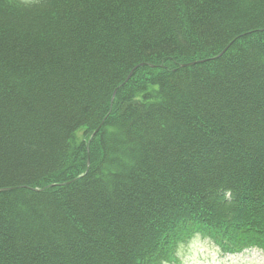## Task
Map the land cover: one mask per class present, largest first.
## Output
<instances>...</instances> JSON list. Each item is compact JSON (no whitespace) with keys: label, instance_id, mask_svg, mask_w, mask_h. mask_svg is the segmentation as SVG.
<instances>
[{"label":"trees","instance_id":"1","mask_svg":"<svg viewBox=\"0 0 264 264\" xmlns=\"http://www.w3.org/2000/svg\"><path fill=\"white\" fill-rule=\"evenodd\" d=\"M197 239L264 253V0H0V264Z\"/></svg>","mask_w":264,"mask_h":264},{"label":"rangeland","instance_id":"2","mask_svg":"<svg viewBox=\"0 0 264 264\" xmlns=\"http://www.w3.org/2000/svg\"><path fill=\"white\" fill-rule=\"evenodd\" d=\"M32 3L35 0H19ZM179 264H264V253L259 250H246L236 255H224L203 240H194L180 255Z\"/></svg>","mask_w":264,"mask_h":264},{"label":"water","instance_id":"3","mask_svg":"<svg viewBox=\"0 0 264 264\" xmlns=\"http://www.w3.org/2000/svg\"><path fill=\"white\" fill-rule=\"evenodd\" d=\"M197 62H193V63H188V64H183V65H181L180 67L181 68H184V67H188V66H191V65H193V64H196ZM98 131V129L95 131V133ZM87 166H88V163H87Z\"/></svg>","mask_w":264,"mask_h":264}]
</instances>
